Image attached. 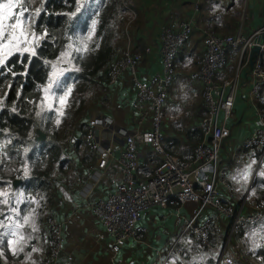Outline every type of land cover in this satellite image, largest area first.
I'll return each mask as SVG.
<instances>
[{
    "label": "crops",
    "instance_id": "1",
    "mask_svg": "<svg viewBox=\"0 0 264 264\" xmlns=\"http://www.w3.org/2000/svg\"><path fill=\"white\" fill-rule=\"evenodd\" d=\"M124 1L128 17L118 47L128 42L133 51L140 53L139 76L147 79L160 70L158 40L162 27L178 29L182 20L192 13L193 0ZM263 12L264 0L203 1L195 15L191 36L173 60L172 84L163 106V142L167 152L188 161L193 158L194 148L203 140L199 121L206 110L203 106L202 85L197 72L205 49L207 33L232 34L242 31L248 34L261 23ZM249 55L250 52L245 55L243 63L237 68L238 51H229L223 68L218 71L215 78L221 82L235 73L238 74V88L232 114L227 120L230 135L225 140L222 150L223 160H228L235 152L228 174L233 185V193L230 196L222 191L223 204L238 205L248 186L255 196L264 189L262 184L264 165L259 152L249 147L234 150V145L256 125L255 111L248 97L251 84ZM234 59L236 61L234 72H231V75H224L227 67L233 68ZM111 63L102 68L99 78L96 79L88 95L89 98L94 92L95 100L88 106L85 105L80 118L83 124L75 126L64 142L67 161L61 171L55 172L52 183L54 204L50 215L64 222L65 238L58 264H157L162 258L161 253L157 251L164 249L167 240L172 241L173 237L180 234V228L175 225L170 215V207L166 209L152 207L142 213L141 231L120 247L113 263L108 251V239L98 238L101 226L93 215L90 204L112 190L119 179L120 168L115 161H110L103 175H99L101 171L97 167L98 153L90 146L84 134L90 117L88 109L96 107L100 113L109 115L117 125L118 130L104 133L105 139L114 146L116 154L123 147L124 131H133L136 125L134 91L124 76L113 83L109 82L108 69ZM106 73L108 76H104ZM263 101L264 96H260L254 103L262 106L260 103ZM77 139H82V142L76 143ZM139 163L141 165L136 176L140 182H143L152 175L153 168L160 164V159L151 147H145L139 154ZM194 208H197V205L188 202L181 205L178 210L183 215L191 216ZM163 214L167 216L163 218ZM214 215L212 209L203 208L198 219L202 220ZM45 223L46 221L36 227L38 230L35 231L33 243L15 253L18 257L15 264H42L48 249ZM222 223L228 225L226 219H223ZM261 224L264 225V221L246 224L242 228V234L239 236L238 232L233 237L230 250L246 251L244 239L248 236V230ZM256 236L259 238V235ZM34 243L35 246L32 248ZM222 244V233L216 234L206 246L198 244L189 235H182L175 245L176 251L168 256L164 264H216ZM261 246H264V241H261L253 252ZM235 264L246 263L236 260Z\"/></svg>",
    "mask_w": 264,
    "mask_h": 264
},
{
    "label": "built area",
    "instance_id": "2",
    "mask_svg": "<svg viewBox=\"0 0 264 264\" xmlns=\"http://www.w3.org/2000/svg\"><path fill=\"white\" fill-rule=\"evenodd\" d=\"M203 1L193 0L192 13L182 20L178 29L162 27L158 40L160 70L147 79L139 76L140 53L133 51L128 42L117 48V55L108 69L109 82L113 83L122 76L127 79L135 94L136 110L135 129L124 131L123 147L117 154L114 146L104 137L105 132L118 130L117 125L109 115L100 113L96 107L88 109L90 117L85 138L98 153L99 175H103L110 161H115L120 168L119 179L112 190L90 204L93 215L101 226L98 238L108 239L111 263L115 261L120 247L141 231L142 213L152 207H170V215L180 228V234L173 237L172 241L167 240L164 249L157 251L162 255L157 264H164L168 256L176 251L175 245L182 235H189L196 242L208 244L218 233H222L224 238L216 264H235L236 260L248 255L240 250H230L233 234H237L248 223L264 221V195H252L247 199L244 196L238 205L222 202V191L230 196L233 193L228 174L235 152L228 160H223L222 150L230 135L227 120L232 114L238 74L221 82L215 79L218 71L223 68L229 51H238L239 68L245 55L254 46L259 47L250 66L251 84L248 93L255 111L256 125L234 145V150L256 147L262 158L264 108L254 102L264 94V12L261 23L248 34L242 31L232 34L207 33L197 72L206 110L199 121L203 140L194 148L193 158L188 161L167 152L164 147L163 106L172 84L173 60L191 36L195 15ZM145 147L152 148L160 159V164L154 167L148 179L140 182L136 173L141 165L139 154ZM188 202L197 205L191 216L183 215L178 210ZM203 208L212 209L215 215L199 220L198 216ZM166 216L162 215L163 218ZM223 219L228 222L227 226L223 225ZM45 226L48 249L42 264H58L65 238L64 222L50 215Z\"/></svg>",
    "mask_w": 264,
    "mask_h": 264
},
{
    "label": "trees",
    "instance_id": "3",
    "mask_svg": "<svg viewBox=\"0 0 264 264\" xmlns=\"http://www.w3.org/2000/svg\"><path fill=\"white\" fill-rule=\"evenodd\" d=\"M20 4L30 18L25 27L30 26L39 39L28 45L35 55L14 52L0 66V224L6 226L0 227V264H15L18 258L7 243L17 238L8 233L14 222L23 225L21 235L50 215L55 172L67 161L64 142L75 126L83 124L80 118L88 95L102 68L115 57L128 17L124 0H20ZM63 63L71 68L54 78ZM50 75L59 86L45 91ZM260 104L264 108V101ZM37 127L45 132L44 141L34 139ZM249 148L260 154L256 147ZM16 178L21 182L14 189ZM253 253L264 264V246Z\"/></svg>",
    "mask_w": 264,
    "mask_h": 264
},
{
    "label": "snow or ice",
    "instance_id": "4",
    "mask_svg": "<svg viewBox=\"0 0 264 264\" xmlns=\"http://www.w3.org/2000/svg\"><path fill=\"white\" fill-rule=\"evenodd\" d=\"M26 11L27 8L20 4V0H4V2H0V66H4L8 57L12 56L14 52H30L32 55H35L34 48L28 45L39 38L31 31L30 26L25 27V21L30 19L25 16ZM34 11L36 15H39L41 9L37 7ZM77 11H79V5L77 6ZM70 15L75 16L76 13L74 12ZM95 23L96 21H93V27ZM30 36L32 40L29 39ZM83 48L87 50V45L85 44ZM61 55H64V53H61ZM53 68L55 69V65H53ZM56 75H59V73H56ZM53 85L59 86V80L54 79L53 75H50L45 91ZM23 219L25 223L29 222L28 216H25ZM0 227L6 226L0 224ZM22 227L23 225L17 221L8 230L10 235L17 237L15 240L10 239L7 241L9 248L14 254L17 251L23 250L22 246L17 247L24 240L22 235H18V230ZM33 251H36V249H33Z\"/></svg>",
    "mask_w": 264,
    "mask_h": 264
},
{
    "label": "rangeland",
    "instance_id": "5",
    "mask_svg": "<svg viewBox=\"0 0 264 264\" xmlns=\"http://www.w3.org/2000/svg\"><path fill=\"white\" fill-rule=\"evenodd\" d=\"M234 58H236V57H234ZM234 61H235V59H234ZM235 67H236V61L234 62L233 68L227 67V71L224 72V75H231V72H234ZM70 68L71 67H69L68 65H66L65 63H63L59 68H57L54 71V78H57L62 72H64L67 69H70ZM56 73H59V75H56ZM87 100L88 101H87L86 105L88 106L89 104H91L95 100V94H94V92L92 93L91 97H89ZM248 187L249 188L245 190V193L242 195V197L239 200V202H241L243 200L244 196H246V199H247V198H249L250 196H252L254 194V193H251L250 186H248ZM246 202H247V200H246ZM49 217H50V215L48 216V218ZM262 225L263 224H261L260 226L254 227L252 230L251 229L248 230L249 231L248 232V236H246L245 239H244V245H245L244 248L246 249V251H243V252L245 254H247V252H248L250 255L247 254L248 257L246 256L245 258H240L239 261L242 259V261L245 262L246 264H257L256 262H258V261L254 257L253 251L259 245V243L261 241H264V235H263V233H264V225L263 226ZM36 230H38V228H36L35 230L34 229L33 230L31 229L29 231H24L23 233H21V235L24 237V240L21 241L20 242V245H17V246L18 247H21L22 246L23 249H26L35 240V235H36V232L35 231ZM241 231H242V229H240L238 232H241ZM235 235H236V233L233 234L232 241H233V237ZM256 235H259V238ZM213 238H211L210 241H212ZM223 238H224V235H223ZM12 240H15V239H12ZM36 242H37V240H36ZM35 243L33 244L32 248H34ZM197 243L200 244V245H204V246L207 245V244H202V243H199V242H197ZM230 244H231V242H230Z\"/></svg>",
    "mask_w": 264,
    "mask_h": 264
},
{
    "label": "water",
    "instance_id": "6",
    "mask_svg": "<svg viewBox=\"0 0 264 264\" xmlns=\"http://www.w3.org/2000/svg\"><path fill=\"white\" fill-rule=\"evenodd\" d=\"M259 47L258 46H254L252 49H251V52H250V59H249V62H250V66L253 62V58L255 57L257 51H258ZM35 136H34V139L35 140H39V141H44L46 139V134L44 131H42L39 127H37L35 129ZM21 182V179L19 178H16L12 181V185L14 187V189L18 186V184ZM259 264V263H258Z\"/></svg>",
    "mask_w": 264,
    "mask_h": 264
},
{
    "label": "bare ground",
    "instance_id": "7",
    "mask_svg": "<svg viewBox=\"0 0 264 264\" xmlns=\"http://www.w3.org/2000/svg\"><path fill=\"white\" fill-rule=\"evenodd\" d=\"M195 19V18H194ZM137 177V176H136Z\"/></svg>",
    "mask_w": 264,
    "mask_h": 264
}]
</instances>
